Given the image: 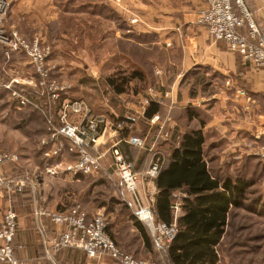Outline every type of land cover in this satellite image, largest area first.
I'll return each mask as SVG.
<instances>
[{
  "label": "crops",
  "instance_id": "0c3cea01",
  "mask_svg": "<svg viewBox=\"0 0 264 264\" xmlns=\"http://www.w3.org/2000/svg\"><path fill=\"white\" fill-rule=\"evenodd\" d=\"M36 1H16L12 18L17 25H20V31L28 36L36 31L43 32L44 39L52 43L57 49L55 51L58 52L62 50L63 39L77 42L80 38L78 31L71 28L65 31L62 29V23L64 18L68 17L71 20L69 25L78 26L76 21L80 19L81 14L71 10L74 4H80L78 0L68 2L44 0V3L40 0V14L37 15L32 14L34 10H37ZM246 2L264 30V0H246ZM202 4L203 0H91L85 7L88 12L86 16L98 25L103 23L104 31L102 34L90 32L95 39L88 46L78 48L76 53L90 56V53H87L88 50L95 51L92 54H96L99 60L93 63L88 76L92 79L103 77L104 85L109 89L111 87L106 82L108 76L118 69H132L141 72L145 81L152 79L150 81H153L152 85L158 88L157 90L170 92L167 96L161 97L159 93L158 97L151 98V103L158 105L157 112L165 128L171 131L173 137H179L180 140L187 133L201 131L204 136L203 157L211 178L219 180L221 184L231 182L233 185L243 186V196L238 199L240 205L235 206L230 203L229 220L232 209L243 207L247 202L246 191H248L250 180L242 176L235 178L230 175L225 176L221 171L223 162L216 157L215 153L222 152L228 157L230 154H243L247 151V143L251 146L264 141V135H262L264 68L245 63L240 54L228 50L224 41H214L210 37L207 27L197 21ZM235 9L239 12L237 6ZM85 30L83 29L82 33ZM240 32L246 34L244 28L240 29ZM145 64H150V67L147 68ZM24 65H27L25 55L16 53L10 62H5L0 52V93L11 94L12 89L8 88V85H11V88H18L15 83L18 82V76L24 77L19 74L25 71ZM152 65H158L162 69L163 76L156 75L157 67L153 69ZM137 81V79L131 81L125 93L117 94L111 90L113 93L111 92L110 96H103L97 92H90L89 97H86L88 104L97 112L104 110L106 106L110 107L108 102L112 95L126 99L125 109H122L120 114L114 111L109 112L110 116L114 113L127 116L125 118L130 127L123 131V136L126 137L134 134L133 125L138 122L141 124L139 128L135 126L138 132L144 129L159 131L158 125L149 124L150 116L144 114L138 101L134 100L142 95ZM82 84H84L83 81ZM86 87L91 88L92 84ZM134 89H137V93L132 97ZM237 89L244 90L245 94L238 93ZM11 103L19 111L22 110L21 106L27 105H21L19 100H12ZM120 146L135 166L136 161L143 163L142 158L138 159V155L128 152V147L134 146H128L125 143ZM174 149L175 146L170 150L167 164L171 161L170 157ZM221 158L224 156L222 155ZM147 159H149V153L144 154V162H147ZM105 162L109 167L112 158L108 155ZM34 167L32 159L26 160L21 165L7 164L0 170V178L17 175L25 170L31 174L37 171ZM44 175L46 177L44 192L39 186L34 191L40 205L66 210L73 203L80 202L89 214L93 213V208L87 204L88 200L81 197L77 188L80 186L79 178L74 179L71 175L63 178L46 172ZM54 180L59 183L62 180L66 183H60L58 190L46 189V186ZM29 182L32 183L31 180ZM69 183L73 186L71 190L68 188ZM221 184L220 189H222ZM152 188L154 190L152 198L156 201L158 190L155 181L152 183ZM139 191L144 200L146 191H150V186L141 183ZM175 193L174 204L176 202L183 204L186 193H182L181 199L177 198ZM33 200L30 185L25 188L14 183L4 185L0 188V221L4 208L12 205L18 214L19 232L14 240L17 257L25 264H48L37 234ZM42 221L43 227L48 228L53 235L55 233L53 224L47 218H43ZM124 224L132 227L133 238H129V241L123 242L122 245L133 253L150 255L153 249L152 240L134 214ZM142 230L147 235V242ZM225 234L226 228L220 242L214 246L219 257ZM110 235L114 237L111 230ZM109 259L111 258L106 257L97 261L76 248H66L58 253L60 264H113ZM166 259L167 264H172L167 256Z\"/></svg>",
  "mask_w": 264,
  "mask_h": 264
},
{
  "label": "rangeland",
  "instance_id": "374dc122",
  "mask_svg": "<svg viewBox=\"0 0 264 264\" xmlns=\"http://www.w3.org/2000/svg\"><path fill=\"white\" fill-rule=\"evenodd\" d=\"M16 1L17 0H8L9 8L4 20L5 31L8 34L12 31H16L18 34L29 41L39 39L44 47L50 48V54L48 55L45 62L46 66L48 68L53 67L55 69L52 71L48 79H44L38 74L26 53L10 52L4 44L0 43V52L3 54L5 62H10L12 56L16 53L25 55L27 59V65H24L25 71L23 73H19L24 77L18 76V82L15 83L16 87L18 88L15 89V87H12L11 94L0 93V151L15 154L18 156V159L15 161L9 160L5 162L0 167V170L4 165H21L24 164L26 160L31 161V159L35 164L34 168L37 169L36 172L31 173L32 175L25 172V170L19 172V174L17 175L0 178V188H2L6 184L8 185V183H14L17 186H21V188H25L29 185L32 187V195L34 199L33 215L35 218V222L37 223V234L42 247L44 248L45 258L48 261V264H60L58 262V253L66 248L80 249L85 253L87 257L95 259L97 261H101L102 259L109 257L111 258L109 260L113 262V264H122L120 260L115 259L107 254L100 255L99 257H90L87 255L84 249L79 247H53V241L59 239L60 235L64 231H66V226L55 223L53 219H51V216L49 214H67L77 206H80L81 209L86 213L88 221H90L98 212H101L103 214L105 221L108 224L107 233L123 253L131 255L134 259L145 262V264H167L168 261L166 259L165 251L168 247L166 246L162 249L154 243L151 229L147 226L145 221L139 219V216L136 213L140 208H150L154 214L156 222H161V220H158L155 215V199L152 198L154 192L152 183L156 178H149L147 176V173L150 165L157 157H160L162 168L167 164L170 150L174 146L176 147L179 144V137H173L171 131L165 128V126L161 122V116L159 112H155L148 119L151 126L158 125V132L155 129H144L143 131H141L143 133L142 134L141 132H138V130H135L136 128H139L141 126V124L138 122L136 125H133L134 129H132L134 130V134L132 136H123V131L126 128H129L130 125L127 123V120H125V117H127L126 115H117L122 112V109H125L124 101L126 99H122V97H115V95H112L111 99L108 102L110 107L106 106L104 109L107 111L102 110L97 112L93 110L88 104L86 97H89L92 92H97V94L103 96H110L111 92L113 91L112 88L109 89L104 85L105 81L103 77L100 76L98 79H92L88 76L89 69L92 67V65H94L93 63L99 60L97 59L98 56H96V54H92L95 51L93 49V52L88 50L87 53H90V56H82L76 53L78 51V48L86 45L88 46L91 41L95 39L94 35H92L90 32L102 34L104 31L103 23L98 25L97 23L89 20V16H86L88 12L85 10V7L87 6V2L91 0H75L81 4L80 5L76 3L74 4V7L71 8L72 11L81 14L80 19L76 21V24H78V26H74L75 24L69 25L71 20L66 17L64 18V22L62 23V29H64L65 31L70 28L71 30L76 29L78 31V34L80 35V38L77 39L75 37L77 39V42H71V40L65 41V39H63L62 50L59 52L55 51L56 48L52 43L44 39L43 32L36 31L33 33V35L28 36L20 31V25H17L12 18V10L14 5L17 3ZM56 1L68 2L69 0ZM244 1L247 5L246 0ZM40 2V0L36 1L37 10H34L32 14H40ZM204 6L205 0H203V4L199 9L197 15L198 23L200 20V11ZM242 28H244L245 32L247 33V28L245 26ZM83 29L86 30L82 33ZM79 35H77V37H79ZM84 35L86 36L83 37ZM210 37L214 41H217L211 35ZM103 59L104 58H102V60ZM145 65L147 68L150 67V64ZM152 67L153 69L157 67V69L155 70L156 75L163 76L162 69H160L158 65H152ZM150 80L152 79H148L146 81L143 80L142 82H140L139 80L137 81L138 84H140L138 88L141 91L142 95L134 100L138 101V105L142 107L141 111H143L144 114H146V107L150 105L152 97H158L159 93L161 97L167 96L170 93L167 90L163 92L161 90H157L158 88L153 87V81ZM82 81L84 82V84H82ZM89 84H92L91 88L86 87ZM52 85L65 88L60 97L57 99H54L52 97ZM238 90L239 89H237L236 91L238 92ZM13 92H16V95H14ZM136 93L137 89H134L131 96L134 97ZM240 94H245V92ZM22 97L27 99L25 103H21ZM12 100H19V103L21 105H27L26 107L21 106L22 110L19 111L14 107V105H12ZM74 101L83 102L85 108L81 113H75L68 110L66 113V120L70 124L79 125L80 128H88L87 134L81 135L85 141L89 142L88 145L83 146V150L87 154L92 156L98 154L102 155L101 168L87 174L74 175L71 172L64 171V169H66V166L74 164L79 159L80 149L78 146H76L72 139H69L61 134H57L58 130L63 124V104H65L66 102ZM87 110L89 111L88 113ZM111 111H114L117 114L114 113L112 114V116H110L109 112ZM154 116H158V119H156L155 122H152ZM123 117L125 118V122L123 123L121 128H118L117 124L122 121ZM104 118L108 120L110 124L106 127H103V125H100L101 123H98L101 128L99 126L100 130L98 128L99 132H96V141H89L92 138V135H96L94 131L89 127V120L95 119L96 121H99L100 119ZM147 131H149V133H147ZM154 131H156L155 134ZM262 135H264V129ZM132 138L140 139L142 141V145L132 143L130 141ZM122 143H125L128 146L130 145L136 147H128V152H131L136 156L138 155V159L142 158L143 163H139L136 161L135 166L134 162L131 161L128 156L122 151L120 146ZM57 146L62 147L61 157H47L46 153H49L51 156ZM113 148H117L122 153L124 158L133 164L135 172L139 175L137 190L135 194L131 193L127 189L126 185L121 181L116 172L115 160L112 152ZM246 148L247 151H245L243 154H230L229 157L227 156V154H224L222 152L215 153L216 157L221 162H223L221 171L224 172L225 176L230 175V177L232 178L242 176L250 180V185L247 189L248 191H246V194L248 195L247 202L244 203L243 207L233 208L230 213V218L226 227V234L220 246V264H264V141L251 146L250 143H247ZM148 153L149 159H147V162H144V154ZM108 155L112 158V163L109 167L105 162ZM222 155L224 156V158H221ZM227 159L229 160L226 161ZM52 169H57L58 173L53 174L49 172V170ZM140 170H143V172H139ZM44 172H46L47 174L60 175L58 177L63 178H66L67 175L73 176L74 179L76 177L79 178L80 186L77 188L82 195L81 197L84 200H88L87 204H89L93 208V213L89 214L85 210L83 205L80 204V202L73 203V205H71L66 210H58L56 208H50L45 207L44 205H40L38 203L37 195L34 191L39 186L44 192V180L46 179ZM21 177H25L27 180H18ZM29 180L32 181L31 184ZM64 182L66 183V181H60V183ZM60 183L54 180L53 183H49L46 186V189L58 190V188H60ZM141 183L150 186V191H146L147 195L144 199L145 201L142 199L139 191ZM72 187V183H69L68 188L71 190ZM182 193V191H178L175 193V195L177 198L181 199ZM175 204L178 205L179 214L181 215L183 212L182 204L179 202H176ZM175 204L173 205V219L175 213ZM9 209H12L17 215L18 228V214L12 205H8L2 211V218L0 223L3 220L4 214ZM37 211H42L43 214L36 215ZM132 213L145 228L152 240L153 249L150 255H139L137 253H133L122 245L123 242H128L129 238H133V235L131 234L132 227L128 224H124L127 219L132 218ZM43 218H47L51 222V224H53L55 232L53 235L50 233L48 228L43 227ZM110 230L114 237L110 235ZM18 232L19 231L17 230V234L12 241L13 247L14 240L16 239ZM14 254L19 261L25 264L17 257L15 253V247Z\"/></svg>",
  "mask_w": 264,
  "mask_h": 264
},
{
  "label": "built area",
  "instance_id": "2783aa9c",
  "mask_svg": "<svg viewBox=\"0 0 264 264\" xmlns=\"http://www.w3.org/2000/svg\"><path fill=\"white\" fill-rule=\"evenodd\" d=\"M235 6H237L239 12H236ZM8 8V0H0V43L4 44L10 52L26 53L38 74L42 78L48 79L55 69L53 67L48 68L45 63L50 54V48L44 47L39 39L29 41L16 31L8 34L4 29V20ZM199 23L207 27L209 34L215 40L225 41L230 51L240 54L245 63L254 67H264V31L244 0H205V6L200 11ZM244 26L247 28L246 34L240 32V29ZM8 88L11 89V85H8ZM51 89L53 90L52 97L57 99L65 88L52 85ZM238 92L244 93L240 89ZM13 94L16 95V92H13ZM26 101L27 99L22 97L21 103H25ZM84 108L83 102L78 101L63 104V124L57 132V134L72 139L80 149L79 159L64 169V171L71 172L74 175L87 174L100 169L102 166V155L92 156L83 150V146L88 145L89 142L85 141L81 135L87 134L88 128H80L79 125L70 124L66 120L68 110L81 113ZM124 119L123 117L122 121L117 124L118 128L122 127L126 120ZM156 119H158V116H154L152 122H155ZM89 123V127L95 134L99 132L102 125L106 127L110 124L105 118L99 121L90 119ZM98 123H101V126ZM96 136L97 134L92 135L89 141L95 142ZM130 141L134 144L142 145V141L138 138H132ZM112 152L119 178L126 185L127 189L135 194L139 175L135 172L133 164L127 161L117 148H113ZM61 154L62 147L57 146L51 156L49 153H46V156L61 157ZM17 159L18 156L15 154L0 151V167L9 160L15 161ZM161 169V160L160 157H157L150 165L147 176L155 179L160 174ZM49 172L55 174L58 173V170L52 169ZM18 180L25 181L27 179L21 177ZM174 211V219L170 223L163 221L156 222L150 208H140L136 213L139 219L145 221L151 229L154 243L159 248L168 247L175 239L178 228L177 220L180 215L178 205L176 204ZM40 214H43V212H36V215ZM49 215L55 223L66 226V231L60 235L59 239L53 241L52 245L54 248L66 246L79 247L84 249L90 257H99L100 255L107 254L120 260L122 264H145V262L138 261L133 256L125 254L119 249L107 233L108 224L101 212L95 214L90 221L87 220V215L80 206L73 208L67 214L51 213ZM17 230V215L12 209H9L4 214L3 220L0 223L1 264H23L15 257L12 245Z\"/></svg>",
  "mask_w": 264,
  "mask_h": 264
},
{
  "label": "trees",
  "instance_id": "16d2710c",
  "mask_svg": "<svg viewBox=\"0 0 264 264\" xmlns=\"http://www.w3.org/2000/svg\"><path fill=\"white\" fill-rule=\"evenodd\" d=\"M134 79L142 82L145 77L132 69H118L106 78V82L114 92L121 94L128 91ZM157 111L158 105L150 103L146 115ZM203 143L201 131L185 134L172 152L170 163L155 179L158 194L154 211L158 220L170 223L174 193L178 190L186 193L183 213L177 220L178 232L165 251L172 264H218L219 255L214 246L220 242L228 224L230 203L240 205L238 199L243 196V186L231 182L221 184L211 178L203 157ZM143 235L147 242L144 231Z\"/></svg>",
  "mask_w": 264,
  "mask_h": 264
}]
</instances>
